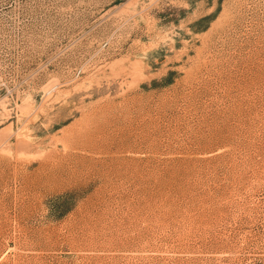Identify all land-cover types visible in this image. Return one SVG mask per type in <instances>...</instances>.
Returning <instances> with one entry per match:
<instances>
[{"label": "rangeland", "instance_id": "obj_1", "mask_svg": "<svg viewBox=\"0 0 264 264\" xmlns=\"http://www.w3.org/2000/svg\"><path fill=\"white\" fill-rule=\"evenodd\" d=\"M0 264H264V0H0Z\"/></svg>", "mask_w": 264, "mask_h": 264}]
</instances>
